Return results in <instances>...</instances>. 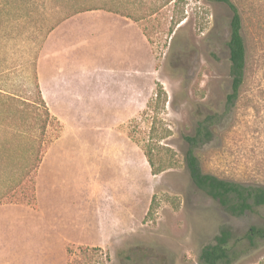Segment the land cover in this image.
Returning <instances> with one entry per match:
<instances>
[{"label": "rangeland", "instance_id": "rangeland-1", "mask_svg": "<svg viewBox=\"0 0 264 264\" xmlns=\"http://www.w3.org/2000/svg\"><path fill=\"white\" fill-rule=\"evenodd\" d=\"M30 1L17 0L0 23V90L18 101L11 119H0V206L34 207L37 194L38 209H0V264H195L222 227L241 236L264 225V207L227 214L193 185L184 160V137L222 114L230 93L225 4ZM230 1L242 18L245 80L195 155L204 173L264 187V0ZM87 7L94 10L82 12ZM115 15H128L135 28ZM82 16L89 20L81 37ZM62 24L63 35L48 41ZM58 71L74 81L49 105L46 81ZM39 73L52 117L43 134ZM146 155L163 171L153 175ZM237 264H264V244Z\"/></svg>", "mask_w": 264, "mask_h": 264}, {"label": "trees", "instance_id": "trees-1", "mask_svg": "<svg viewBox=\"0 0 264 264\" xmlns=\"http://www.w3.org/2000/svg\"><path fill=\"white\" fill-rule=\"evenodd\" d=\"M25 3L31 2L24 0ZM223 3L231 12L229 22L230 34L227 42L230 93L226 96L225 111L222 114H212L199 121L191 136L184 137L188 145L185 154V164L189 177L193 185L206 196L218 203V205L230 216L241 217L246 213L253 212L256 208L264 207V187L260 185H250L241 182L229 181L218 178L215 175L204 173L201 169L195 151L211 142L217 127L227 118L234 108L240 89L245 80L246 67V45L242 36V18L238 8L230 0H216ZM17 0H0V23L5 12L13 11ZM94 10L92 8H82V12ZM111 12V11H110ZM115 14H119L115 12ZM123 17L130 18L128 15ZM38 103L45 110V119L39 121V129L43 134L48 126L49 118H52L46 109L41 96L38 81L35 84ZM159 99L160 94L156 95ZM165 98V96L163 97ZM165 101V99H164ZM13 102H18L13 96L6 95L0 90V119H11L10 107ZM22 117H20V120ZM34 120V119H33ZM37 124L34 123L33 126ZM28 127L29 124L24 123ZM32 127V126H31ZM154 131V126L151 127ZM148 164L152 168V174L156 175L163 171L162 168L155 169L150 156L146 155ZM40 164V157L32 166L33 172ZM264 244V225L251 226L243 235L237 236L228 227H222L218 235L211 244L204 246L198 255L195 264H237L248 256L251 251L258 249Z\"/></svg>", "mask_w": 264, "mask_h": 264}, {"label": "crops", "instance_id": "crops-1", "mask_svg": "<svg viewBox=\"0 0 264 264\" xmlns=\"http://www.w3.org/2000/svg\"><path fill=\"white\" fill-rule=\"evenodd\" d=\"M120 15H115V17H110L112 21H116V22H121V24L124 26L126 24L127 28L129 29V25H130V28H135V25H134V21L133 19H130V18H127L125 19L126 17H118ZM103 16H100L99 19H102ZM109 17H105L106 20H108ZM87 17H80V20H79V32H80V35L82 37V34H83V30H82V23L83 21H87L89 19H87ZM110 20V19H109ZM89 22V21H88ZM92 23L94 21H91ZM86 25V24H85ZM64 24L62 25H59L58 27H56L48 36V41L58 32V31H61L62 28H63ZM94 27H92L91 29H93ZM94 32V31H92ZM61 34L63 35V32L61 31ZM93 34V33H92ZM47 41V42H48ZM130 73H128V78H130ZM88 75L86 74H82V82L83 80H86L88 79L87 77ZM91 78L94 77V73L92 72L90 75H89ZM72 77V76H71ZM80 80V79H79ZM73 81L74 79H70V76H67L65 74H63L62 71H58V73H53V74H49L48 75V78H47V83H46V89H47V96L49 97L48 98V103L50 105V102H51V96H57L58 98H63L64 95L68 94L70 92V86L73 84ZM132 81H133V84H132V88H130V95H131V98H130V102L132 103L133 101V95H134V89H135V79H134V69L132 71ZM40 84L39 86V89L40 87L43 85L42 84V81H41V78H40V73H39V81H38V85ZM82 85H85V84H82ZM133 104V103H132ZM38 169V168H37ZM37 171V170H36ZM38 182H39V179H38ZM38 186V185H37ZM36 192H37V187H36ZM36 205L34 207H31L27 204H7V205H4V206H0V209H9V208H23V209H27L28 211H32L33 213H35L38 209V203H37V194H36V201H35ZM23 220V219H22ZM24 221V220H23ZM27 225L29 223H27L26 221H24V224L23 225ZM21 228V227H20ZM21 232H24L25 235H28L29 232H28V229L23 227L21 228ZM66 243H69V242H65ZM65 244H64V247H65ZM76 245H80V244H76ZM65 255H66V249H65ZM65 257V256H64Z\"/></svg>", "mask_w": 264, "mask_h": 264}]
</instances>
